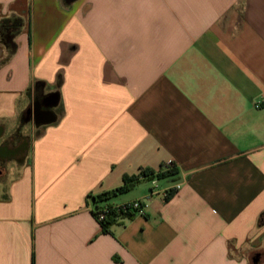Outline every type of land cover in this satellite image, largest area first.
Wrapping results in <instances>:
<instances>
[{
  "label": "crops",
  "instance_id": "obj_1",
  "mask_svg": "<svg viewBox=\"0 0 264 264\" xmlns=\"http://www.w3.org/2000/svg\"><path fill=\"white\" fill-rule=\"evenodd\" d=\"M14 18L0 264H264V0H0ZM124 179L102 205L180 188L103 234L92 197Z\"/></svg>",
  "mask_w": 264,
  "mask_h": 264
},
{
  "label": "trees",
  "instance_id": "obj_2",
  "mask_svg": "<svg viewBox=\"0 0 264 264\" xmlns=\"http://www.w3.org/2000/svg\"><path fill=\"white\" fill-rule=\"evenodd\" d=\"M21 26H22V21L19 18L6 19V20H2L0 22V28L2 30L1 31L2 35L4 36V38H7V39L13 38L19 32ZM13 51H14V46H12V48H11V52H13ZM173 172H174V170L169 171V172L164 173V174H159L158 177H164L166 175L172 174ZM147 174H148L147 172H143V175L147 176ZM124 180L127 182V184L123 185L122 187H120L116 190H114L113 192L108 193V194H104L102 196L92 197L93 204H94V207L92 209V215L94 218H95V211L98 210L101 206H105V205H102V203L104 201H106L107 199H109L112 196L124 194L125 192H127L132 187V185L134 183L138 182V179H135V180L124 179ZM106 206H110V205H106ZM131 217L132 216H129V218H131ZM117 219H118V215L116 214V212L110 211L107 213V215L105 216V218L101 222H98L96 219L95 220L100 225L101 232L103 234H107V233H109L110 227L112 225H114L115 223H117ZM263 221H264V214H262L260 216L258 222L261 224Z\"/></svg>",
  "mask_w": 264,
  "mask_h": 264
},
{
  "label": "built area",
  "instance_id": "obj_3",
  "mask_svg": "<svg viewBox=\"0 0 264 264\" xmlns=\"http://www.w3.org/2000/svg\"><path fill=\"white\" fill-rule=\"evenodd\" d=\"M174 165L172 163H166L164 166H162L160 173L159 174H164L169 171L174 170ZM159 174H147V176L143 175V173L140 175V180H145V179H151L155 180V176ZM180 188V184H176L171 188L164 189L162 191H159L156 185H153L147 196L143 201H133L125 204H120V205H110V206H101L98 210L95 211V219L98 222H101L105 216L107 215L108 212L114 211L118 215L117 221H122V220H128L129 216H134V215H143L144 213V201H148L151 199L153 196H158L161 195L163 197H167L168 194L171 191L177 190Z\"/></svg>",
  "mask_w": 264,
  "mask_h": 264
},
{
  "label": "water",
  "instance_id": "obj_4",
  "mask_svg": "<svg viewBox=\"0 0 264 264\" xmlns=\"http://www.w3.org/2000/svg\"><path fill=\"white\" fill-rule=\"evenodd\" d=\"M56 103H57L56 102V96L52 95L48 98L46 106L49 108H52V107L56 106ZM32 116H33V119H34L36 125H38V122H37L38 121L37 120L38 114L36 113V110L32 109V107L27 108L26 111L24 112V114L22 116L23 122L28 123L30 121V119L32 118ZM53 121H54V118L52 117L48 121V123H51ZM1 152L5 153V156H6V154H8V153H6V150L5 149L3 150L2 148H0V153ZM260 262H261V258L258 254H255L254 256L251 257V264H260Z\"/></svg>",
  "mask_w": 264,
  "mask_h": 264
},
{
  "label": "flooded vegetation",
  "instance_id": "obj_5",
  "mask_svg": "<svg viewBox=\"0 0 264 264\" xmlns=\"http://www.w3.org/2000/svg\"><path fill=\"white\" fill-rule=\"evenodd\" d=\"M27 141L26 140H23V143L22 144H19L17 146H12L11 145V142L8 140L6 141L5 143L2 144V149L6 150V153H10L11 155L15 156V157H19L20 154L26 150L27 148ZM5 156V153L1 152L0 153V158L4 157ZM4 165L3 162H0V171L2 170V166Z\"/></svg>",
  "mask_w": 264,
  "mask_h": 264
},
{
  "label": "rangeland",
  "instance_id": "obj_6",
  "mask_svg": "<svg viewBox=\"0 0 264 264\" xmlns=\"http://www.w3.org/2000/svg\"><path fill=\"white\" fill-rule=\"evenodd\" d=\"M3 42H4V39L2 37H0V44H2ZM0 55H1V51H0ZM27 131L25 130V133H27ZM2 168L5 169V165H3ZM7 169H8L7 177L6 178H0V191L3 188V186L8 182V180L10 179V176L13 174V170H10V166H8Z\"/></svg>",
  "mask_w": 264,
  "mask_h": 264
}]
</instances>
